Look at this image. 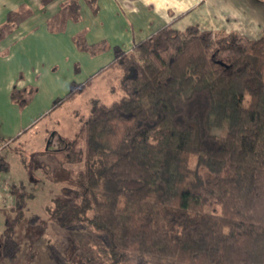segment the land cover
Wrapping results in <instances>:
<instances>
[{"label": "trees", "instance_id": "16d2710c", "mask_svg": "<svg viewBox=\"0 0 264 264\" xmlns=\"http://www.w3.org/2000/svg\"><path fill=\"white\" fill-rule=\"evenodd\" d=\"M87 2L95 8L96 0ZM80 8L79 0L64 3L49 30L79 21ZM32 15L27 7L10 12L0 40ZM73 40L93 56L109 50L84 34ZM115 55L122 98L91 101L80 128L84 149L60 138L57 150L46 149L64 151L58 167L44 168L47 179L83 165L65 172V196L46 209L61 227L97 236L73 264H264V35L167 26ZM84 88L72 85L68 98ZM36 93L14 89L11 97L24 107ZM10 169L0 153V176ZM11 195L16 219L7 242L34 198L24 184L12 185ZM13 243L0 242V260L13 257Z\"/></svg>", "mask_w": 264, "mask_h": 264}, {"label": "crops", "instance_id": "0c3cea01", "mask_svg": "<svg viewBox=\"0 0 264 264\" xmlns=\"http://www.w3.org/2000/svg\"><path fill=\"white\" fill-rule=\"evenodd\" d=\"M67 1L0 0V27L10 12L22 7L33 11L0 40V135L5 140L0 143V153L4 155L20 132L49 112L56 86L74 81L85 86L86 80L110 69L116 60L114 46L132 53L167 26L179 31L197 26L203 31L238 33L250 39L264 35V0H96L95 8L87 0H79L80 20L69 22L61 33H53L48 22ZM80 33L87 34L89 44L109 41L111 47L105 54L89 57L75 46L73 39ZM74 71L82 74L77 80ZM66 73H70L68 78ZM15 86L39 91L23 107L12 100Z\"/></svg>", "mask_w": 264, "mask_h": 264}, {"label": "rangeland", "instance_id": "374dc122", "mask_svg": "<svg viewBox=\"0 0 264 264\" xmlns=\"http://www.w3.org/2000/svg\"><path fill=\"white\" fill-rule=\"evenodd\" d=\"M80 34H84L85 38L87 36L86 33ZM106 42L110 48V42ZM112 49L116 52L118 48L114 46ZM84 53L90 55L89 57L93 56L88 52ZM76 71L73 74V78H76L74 80L82 75ZM69 75L70 73H66L65 77L68 78ZM74 82L76 83H70L71 85L64 82L62 86H56L53 91L55 101L49 112L41 116L29 129L20 132L9 148L5 149L11 169L8 174H2L0 177V242L7 244L9 248L13 242L18 244L13 257L0 260V264H73L74 256L82 254L98 241L97 236L90 230L63 228L59 223L50 220L47 207L51 205L52 200L62 198L66 193L65 179L68 175L65 172L69 169L77 170L83 165H68L62 167L63 171L58 173L52 170L50 173L58 181L47 179L48 173L44 168L51 170L58 167L60 162H63L64 151L48 153L46 149L49 147L53 151L57 150L60 146L59 138L68 141L76 139V149H84L83 136L80 135L81 122L88 117L92 100L111 105L122 98L123 93L118 88L120 70L113 67L97 77L86 80L84 90L75 97L68 98L72 85L80 87L77 81ZM112 87H115V91ZM14 89L19 88L15 86L12 91ZM36 89L38 92L39 89ZM17 150L27 158V168L14 152ZM194 165L193 161L192 167ZM22 184L26 186L28 193L34 194V198L26 201L23 207L25 220L15 224V233L7 242L6 232L16 219L11 187H21Z\"/></svg>", "mask_w": 264, "mask_h": 264}]
</instances>
